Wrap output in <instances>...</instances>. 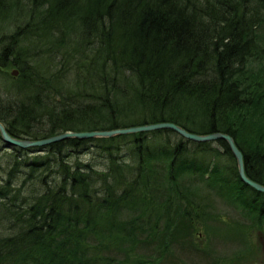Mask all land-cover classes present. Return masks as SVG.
<instances>
[{"label":"trees","instance_id":"obj_1","mask_svg":"<svg viewBox=\"0 0 264 264\" xmlns=\"http://www.w3.org/2000/svg\"><path fill=\"white\" fill-rule=\"evenodd\" d=\"M0 122L27 141L224 133L264 186V0H0ZM222 230L242 242L228 260ZM255 233L264 194L226 141L161 130L7 149L0 135V264H117L136 245L157 254L137 264H263Z\"/></svg>","mask_w":264,"mask_h":264},{"label":"water","instance_id":"obj_2","mask_svg":"<svg viewBox=\"0 0 264 264\" xmlns=\"http://www.w3.org/2000/svg\"><path fill=\"white\" fill-rule=\"evenodd\" d=\"M18 71L13 72V76H17ZM169 130L172 131L184 139L196 143H205V142H214L223 140L226 141L229 145L231 152L233 153L239 170V176L244 184L248 185L255 191L264 194V186L251 180L245 171L244 156L242 152L237 147L235 140L232 136L224 133H213L207 135H199L187 131L186 129L174 124V123H157L141 127H134L128 129H119L111 131H93V132H66L48 139L39 140V141H27L13 138L9 135L6 127L0 122V134L3 141L6 143V146L9 148L18 147L22 149L27 148H42L54 143L69 139H78V140H89V139H98V138H112L119 135H129L143 132H153Z\"/></svg>","mask_w":264,"mask_h":264},{"label":"rangeland","instance_id":"obj_3","mask_svg":"<svg viewBox=\"0 0 264 264\" xmlns=\"http://www.w3.org/2000/svg\"><path fill=\"white\" fill-rule=\"evenodd\" d=\"M85 157L86 158L83 157V160H87L89 158L87 156H85ZM220 210H221V213L223 215H226L225 219L229 222L235 223L236 221L241 219L240 214L236 210H234L230 207L223 205V206H220ZM222 234H223L222 236L225 238V240L229 243V244H226V243L225 244L229 246V250L231 251V253H229L227 256H224V254H218V253H216V255H218L220 257L221 256L224 257L223 258L224 260H228L232 254H234L236 251H238L240 249L237 245H235L233 243V240L239 244L242 242H241V238L236 235L235 230H232L230 233H228L227 230H222ZM97 238L99 240H101V242L103 241L104 237H103L101 231H99L97 233ZM261 238H263V236L261 234L255 233L253 235L252 240L258 244L259 241H262ZM262 242H264V241H262ZM222 243H219V244H222ZM199 245H201V243H199L198 246ZM215 250H216V248L214 249V251ZM260 252L263 256V262H264V245H263V247L260 248ZM117 253H118V256H117ZM154 254L157 255L156 253H153L152 250L148 248V246L146 247L143 245L127 246V247H124L122 249V251H120V252L112 253V255L117 256L116 259L118 262H120V263L126 262L125 264H137L136 263L137 260L145 258V257L150 258V256H154ZM88 256H92L91 253H88ZM179 257L187 264H192V262L197 263V264H203L202 262L198 263L195 258L191 259L190 255H188V253H185V254L179 253ZM169 259H170V256L166 255L161 260V262H164L166 264H171V262H169ZM150 260H153V259L150 258ZM118 262H116V263L119 264Z\"/></svg>","mask_w":264,"mask_h":264}]
</instances>
